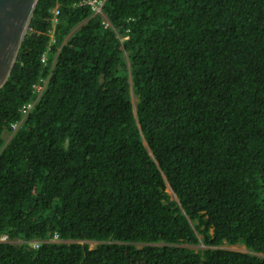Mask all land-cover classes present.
I'll return each mask as SVG.
<instances>
[{"label": "trees", "instance_id": "trees-1", "mask_svg": "<svg viewBox=\"0 0 264 264\" xmlns=\"http://www.w3.org/2000/svg\"><path fill=\"white\" fill-rule=\"evenodd\" d=\"M88 1L0 91V264H264V0Z\"/></svg>", "mask_w": 264, "mask_h": 264}, {"label": "water", "instance_id": "water-1", "mask_svg": "<svg viewBox=\"0 0 264 264\" xmlns=\"http://www.w3.org/2000/svg\"><path fill=\"white\" fill-rule=\"evenodd\" d=\"M40 0H0V91L8 83Z\"/></svg>", "mask_w": 264, "mask_h": 264}, {"label": "built area", "instance_id": "built-area-1", "mask_svg": "<svg viewBox=\"0 0 264 264\" xmlns=\"http://www.w3.org/2000/svg\"><path fill=\"white\" fill-rule=\"evenodd\" d=\"M105 2H106V0H90V1L87 2V5L91 8V10L93 11V13L95 15H100V14H102V8H103ZM53 14L56 17L58 15V11L53 12ZM54 21L57 22V19L55 18ZM45 60H46V58L44 57L43 58V62ZM47 83H48V81L43 80L41 83L36 84L33 87L34 88V92L38 96H40L43 93V91L45 90V88L47 86ZM32 106H33L32 104L27 105L24 108V113L26 114L28 111L30 112L31 111L30 109L32 108ZM16 128H17V125L14 126V129H16ZM34 247L36 248V247H38V245L37 244H34Z\"/></svg>", "mask_w": 264, "mask_h": 264}, {"label": "rangeland", "instance_id": "rangeland-1", "mask_svg": "<svg viewBox=\"0 0 264 264\" xmlns=\"http://www.w3.org/2000/svg\"><path fill=\"white\" fill-rule=\"evenodd\" d=\"M133 104L136 105L135 98L133 99ZM3 240H6V239L4 238ZM89 245H90V247L92 249L96 248V246H97V244H95V243H89ZM224 249H229V250H233V251H237V252H241V253L248 252V250L243 245H237V246H234V247L225 246Z\"/></svg>", "mask_w": 264, "mask_h": 264}, {"label": "clouds", "instance_id": "clouds-1", "mask_svg": "<svg viewBox=\"0 0 264 264\" xmlns=\"http://www.w3.org/2000/svg\"><path fill=\"white\" fill-rule=\"evenodd\" d=\"M46 81H47V80H46ZM55 240H57V239H55ZM34 244H36V243H32L31 246H32L34 249L38 248V247L35 248V247H34Z\"/></svg>", "mask_w": 264, "mask_h": 264}]
</instances>
